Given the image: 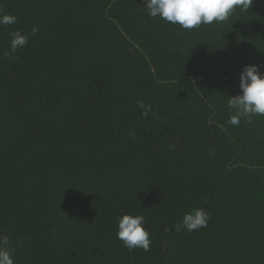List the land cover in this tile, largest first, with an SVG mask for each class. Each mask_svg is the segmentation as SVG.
Masks as SVG:
<instances>
[{
    "label": "trees",
    "instance_id": "trees-1",
    "mask_svg": "<svg viewBox=\"0 0 264 264\" xmlns=\"http://www.w3.org/2000/svg\"><path fill=\"white\" fill-rule=\"evenodd\" d=\"M0 11L17 17L0 25V234L15 264H264V116L233 126L227 107L244 66L264 65V0L192 30L144 0ZM17 30L29 42L12 61ZM192 208L211 218L188 232ZM124 214L145 218L148 250L117 239Z\"/></svg>",
    "mask_w": 264,
    "mask_h": 264
},
{
    "label": "clouds",
    "instance_id": "clouds-1",
    "mask_svg": "<svg viewBox=\"0 0 264 264\" xmlns=\"http://www.w3.org/2000/svg\"><path fill=\"white\" fill-rule=\"evenodd\" d=\"M253 0H144L147 14L152 18L159 17L172 25H179L185 30L196 29L203 25H212L214 22L222 23L229 19L235 9L247 12ZM17 22V17L0 11V25L8 26ZM38 26L31 30V36L37 35ZM10 52L3 55L15 61L16 57L10 53L27 46L29 35L20 30L10 33ZM264 65H245L240 74V92L238 95L228 97L227 107L230 113L228 123L239 126L241 119L248 123L255 116H264ZM137 105L142 109V115L147 117L151 105L138 100ZM210 214L203 208H192L185 212L180 222L188 232L208 226ZM116 237L123 242L129 250L143 248L148 250L150 245L149 233L145 228V218L142 215L124 214L118 218ZM179 229V225H178ZM16 247H23L17 240ZM13 245L8 235L0 234V264H15L13 258Z\"/></svg>",
    "mask_w": 264,
    "mask_h": 264
}]
</instances>
